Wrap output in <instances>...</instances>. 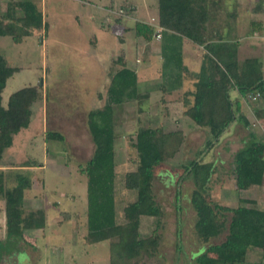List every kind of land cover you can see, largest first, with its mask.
Wrapping results in <instances>:
<instances>
[{
  "label": "rangeland",
  "instance_id": "374dc122",
  "mask_svg": "<svg viewBox=\"0 0 264 264\" xmlns=\"http://www.w3.org/2000/svg\"><path fill=\"white\" fill-rule=\"evenodd\" d=\"M16 1L32 3L46 28L31 31L19 44L9 37H0V56L7 65L18 69L5 83L1 105H5L11 93L37 84L42 97L32 106L27 128L19 131L13 157L2 155L0 173L4 189L14 186L15 173L30 177L32 184L24 191L23 208L42 210L44 225L23 232L20 242L25 245L21 248L18 242H5L0 231V264H108L107 241L88 245L84 239L86 179L79 170L93 151L86 116L90 110L102 106L108 72L123 54L126 65L136 72L139 91H149L160 82L159 56L154 51L158 41L152 38L150 43L156 44L154 47L143 40L136 44L137 39L129 30L134 22L155 15L156 0H0V17L7 3ZM216 1L217 9L208 6L212 19L207 29L209 38L214 40V31L219 30L223 41L237 44L238 65L250 64L261 71L264 79V0ZM133 6L136 11L130 14ZM122 10L130 15L122 16ZM102 35L120 37L117 39L123 41L122 45L116 37L114 41L101 40L96 45L95 38ZM197 51L198 60L185 53L190 71L199 70L201 47ZM183 78L188 82L185 89L191 90L192 79L189 82L184 75ZM233 93L236 94L229 92L230 100L234 103L237 99L238 105L242 102V108L234 110L233 122L207 150L205 143L212 137L206 128L194 125L182 115L185 109L182 93L169 99L153 91L142 102L140 111L135 102L116 109L113 147L118 218L122 208L134 200V192L123 190L121 183L123 173L134 169L135 152L131 143L135 130L149 127L178 132L181 139L176 154L154 169L152 194L161 216L142 217L139 233L147 237L154 232L158 245L153 257L144 264H193L191 258L206 247L193 229L195 216L188 202L191 182L186 179L177 184L182 163L197 159L212 165L205 193L208 203L229 208H264V185L237 191L232 174L233 154L251 141L250 133L264 140V101L257 95L241 99ZM47 131L56 132L62 140L45 142ZM29 162L37 166L26 172L23 166L30 165ZM10 167L14 168L10 170ZM2 208L0 201V229ZM61 212L68 213L69 220H63ZM225 235L224 231L209 244H218ZM260 259H264V250L249 251L246 264H255Z\"/></svg>",
  "mask_w": 264,
  "mask_h": 264
},
{
  "label": "trees",
  "instance_id": "16d2710c",
  "mask_svg": "<svg viewBox=\"0 0 264 264\" xmlns=\"http://www.w3.org/2000/svg\"><path fill=\"white\" fill-rule=\"evenodd\" d=\"M208 6L219 7L216 0H156L155 22L161 28L160 82L149 91H139L135 70L126 65L123 57L118 58L115 68L108 72L102 106L87 113L86 127L93 151L79 170L86 179L84 239L88 245L107 241L108 264H144L153 257L158 236L152 232L142 237L140 220L142 217L157 219L161 216L152 194L154 169L176 154L181 141L178 132H162L149 127L135 130L131 143L135 152L134 169L123 173L121 183L123 190L134 192V200L122 208L121 218H118L113 147L116 109L125 103L135 102L137 111H140L142 102L150 97L151 92L157 91L161 97L172 94L180 89L183 75L185 79L191 78L192 89L182 93L185 95L182 115L209 132L212 140L205 143L207 150L234 120L238 102L230 100V91H235L241 99L257 95L264 101L261 71L250 67V64L246 67L238 65L237 44L223 41L219 30L214 31V40L209 38L207 29L212 19ZM134 8L130 10L134 11ZM255 24L252 23L253 27H258ZM45 28L40 12L28 1L8 2L4 15L0 17V37H9L14 44H19L31 31ZM129 30L145 44L151 42L155 32L153 26L143 22H134ZM182 41L202 49V61L196 74L189 73L182 64ZM17 70L0 56V161L4 151L11 146L13 136L27 128L32 106L42 97L37 84L11 93L5 105H1L5 83ZM161 103L164 109L165 101ZM254 114L257 118L260 116L257 112ZM249 138L251 141L233 154L232 174L237 191L264 185V140L252 133ZM50 140L61 141L62 137L47 131L44 141ZM32 162L23 168L36 167ZM181 169L177 184L186 179L191 182L188 202L195 216L193 229L206 245L191 258L192 263L246 264L249 251L262 252L264 208H229L210 204L205 201V193L212 165L194 159L182 163ZM15 174L14 186L4 189L0 173V201L5 237L21 240L23 232L43 227L44 214L39 209L24 210L23 194L31 187V179L24 173ZM60 215L63 220H69L68 213L61 212ZM224 231L226 235L221 242L209 244ZM263 261L260 259L255 264H263Z\"/></svg>",
  "mask_w": 264,
  "mask_h": 264
},
{
  "label": "crops",
  "instance_id": "0c3cea01",
  "mask_svg": "<svg viewBox=\"0 0 264 264\" xmlns=\"http://www.w3.org/2000/svg\"><path fill=\"white\" fill-rule=\"evenodd\" d=\"M79 1V0H78ZM133 7H135V6H133ZM131 8V7H130ZM130 10V9H129ZM123 12H122V16H126V15H130L131 13H134L135 11H136V8H134V11H132V12H130V14H128L127 13V10H122ZM155 16H156V8H155V15L154 16H152L151 18H149V19H145V20H141V21H136V22H143V23H146V24H148V25H151V26H153V28H154V30H155V27L157 26V24H156V22H155ZM133 26V25H132ZM131 32V31H130ZM104 33V32H103ZM132 33V32H131ZM105 34V33H104ZM112 36V37H111ZM113 37H116V39L117 38H120V37H117V36H114V35H106V36H99V38H95V41H96V45H97V42H99V41H103L104 42V40H107L106 41V43L107 42H110V41H114L113 40ZM137 39V42H135L136 44H139V42L140 41H142V39L141 38H136ZM119 40L121 41V42H119ZM117 39V42L119 43V44H121L122 45V40L121 39ZM158 41V43H156L157 44V46H155L156 44H154V43H148L149 44V46H155L156 48H155V50L154 51H156V53L158 54V56H159V64L161 63V58H160V49H161V43H160V41H161V39H159V40H157ZM190 44L191 43H189V42H187V41H182V44H181V61L183 62V66L188 70V72L189 73H191V74H196L198 71H190L188 68H187V65H186V62L187 61H189V57L188 56H193V59L195 58V59H197L198 60V55H199V53H198V51H197V46H195V45H193L194 47H195V50L190 46ZM139 46V45H138ZM187 48V49H186ZM185 49H186V51H185ZM199 50V49H198ZM154 51H151V52H154ZM188 52V56H185V53H187ZM123 53H124V50H123ZM187 57V58H186ZM123 58H124V60H125V62H126V58H125V54H123ZM186 61V62H185ZM127 64V63H126ZM199 68V67H198ZM159 75H160V69H159ZM189 79V82H191L190 80H191V78H188ZM185 84H186V86H187V84H188V82H186V81H184V80H182V84H181V87H180V89L179 90H177L176 92H173L172 94H166V95H163V96H165V97H163V98H169V99H171V97L172 96H174L175 94H179V95H181V93H183L184 91H186V89H185ZM185 86V87H184ZM234 94V93H233ZM161 94L159 93V96H160ZM230 96V95H229ZM234 96H237V93L236 94H234ZM175 97L177 98L178 96H176L175 95ZM173 98V97H172ZM240 98V97H239ZM237 99H235L234 100V103L235 102H237L236 101ZM182 105V104H181ZM242 108V102L240 103V101H239V105H238V108ZM256 117V116H255ZM23 130V129H22ZM25 130V129H24ZM18 136H20V132H18L16 135H14L13 136V138H12V142H11V146L9 147V148H7V150H5L4 151V153H3V155H7V156H11V157H13L12 156V154H13V152H15L14 150L16 149V147H17V141H18ZM26 143V142H25ZM25 143H24V145H25ZM23 152V151H22ZM24 153V152H23ZM3 160V157L1 158V161ZM14 167H10V170L11 169H13ZM23 170H25L26 172H28V171H31V170H33V167L31 168H24ZM32 184V183H31ZM0 231H1V233H3V236H4V240H5V242H8V243H13V242H18L19 243V245H18V247L19 248H21V246L23 247V245H25L24 243H22V242H20L21 240H15V239H12V238H6L5 237V233H4V228H3V225H2V227H1V229H0ZM23 250V249H22ZM23 252V251H22ZM24 253H26V252H24ZM17 254H18V252H17Z\"/></svg>",
  "mask_w": 264,
  "mask_h": 264
},
{
  "label": "built area",
  "instance_id": "2783aa9c",
  "mask_svg": "<svg viewBox=\"0 0 264 264\" xmlns=\"http://www.w3.org/2000/svg\"><path fill=\"white\" fill-rule=\"evenodd\" d=\"M154 31L155 32H154L153 38L155 40H159L160 39L161 28L156 26ZM263 264H264V261H263Z\"/></svg>",
  "mask_w": 264,
  "mask_h": 264
}]
</instances>
